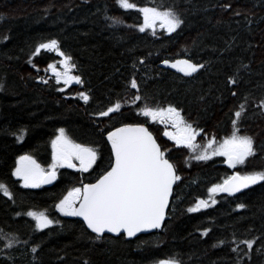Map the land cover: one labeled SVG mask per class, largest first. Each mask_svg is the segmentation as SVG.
<instances>
[{
    "label": "trees",
    "instance_id": "1",
    "mask_svg": "<svg viewBox=\"0 0 264 264\" xmlns=\"http://www.w3.org/2000/svg\"><path fill=\"white\" fill-rule=\"evenodd\" d=\"M131 2L171 11L182 23L172 33L141 32L143 14L117 0H0V183L11 189L0 195V264H264V181L189 211L234 174L264 172V0ZM52 40L81 83L57 82L49 70L59 69L57 51L36 53ZM183 59L199 70L188 76L165 63ZM117 103L118 111L100 115ZM168 107L201 132L202 144L230 135L240 111V132L252 138L254 155L236 169L222 156L194 162L142 114ZM136 124L152 132L180 177L168 217L162 230L135 239L99 236L57 206L111 171L107 135ZM60 129L97 148L98 162L90 171L62 168L51 187H23L15 176L19 158L50 165ZM32 211L52 224L39 228Z\"/></svg>",
    "mask_w": 264,
    "mask_h": 264
},
{
    "label": "snow or ice",
    "instance_id": "2",
    "mask_svg": "<svg viewBox=\"0 0 264 264\" xmlns=\"http://www.w3.org/2000/svg\"><path fill=\"white\" fill-rule=\"evenodd\" d=\"M117 3L124 9H137L143 14L144 23L139 29L141 32L147 28L154 29L157 21L160 22V27L165 28L168 32L175 31L182 23L171 11H161L155 7L137 8V5L131 0H117ZM42 49L57 51L59 55L64 57L61 63H63L66 71L63 74L57 71L54 64L49 65V69L57 77V82L63 77L65 84L72 81L81 83L79 77L68 74L74 65L69 64L71 57L65 56L63 52L59 51L56 40L39 45L36 53L39 54ZM178 65L184 66L180 70L186 75H191L198 70L197 65L187 60L177 61L171 66L175 68ZM131 87L137 88L135 80L131 82ZM83 99L87 101L88 97L83 96ZM120 107V104L117 103L100 115L107 116L111 112L118 111ZM142 114L150 117L153 121L159 119L161 123L171 122L173 127L178 129L177 133L165 131L164 135L176 140L177 144L183 143L187 147H194L192 141L195 139L196 133L192 130L191 125L184 124L180 113L175 108L168 107L156 110L145 108L142 110ZM241 115L240 111L235 113L237 119ZM237 132L238 129L213 151L214 155L226 156L231 167L244 164L248 157L254 155L252 138L237 135ZM108 139L111 141L115 155V163L111 171L107 172L97 183L85 185L83 191L76 188L70 192L58 205L60 211L66 215L82 216L88 227L96 233H103L105 230L119 233L123 230L131 237L147 229L159 228L164 219V210L167 207L172 184L180 177L175 175L173 165L165 159L160 146L146 127H122L109 133ZM213 143L215 141H210L208 148H211ZM53 148L56 150L55 159L60 166L75 167L72 163L73 158H75L79 160L81 170L87 171L96 159V153L93 149L73 144L65 136L63 129L60 130L57 139L53 141ZM208 158L207 155L196 157L200 160ZM25 160H30V158H21V161ZM31 164L33 165L31 168L20 167L16 169L15 174L23 178L25 187H39L41 183H50L55 179L54 170L45 175L39 165H35L34 161H31ZM260 181H264V172L243 176L237 174L226 180L223 185L213 187L210 192H238L242 188H247ZM0 191L4 195L10 196L7 187L3 184H0ZM77 200L80 201L79 208L74 207ZM202 206L207 207V201H199L196 207L190 208L189 211H198ZM28 215L37 219L38 227L41 229L52 223L43 213L37 215L30 212ZM247 243L248 247L251 248L252 243Z\"/></svg>",
    "mask_w": 264,
    "mask_h": 264
},
{
    "label": "rangeland",
    "instance_id": "3",
    "mask_svg": "<svg viewBox=\"0 0 264 264\" xmlns=\"http://www.w3.org/2000/svg\"><path fill=\"white\" fill-rule=\"evenodd\" d=\"M158 10H160V9H158ZM161 11H164V10H161ZM143 23H144V20H143ZM141 26H142V25H141ZM141 26H140V27H141ZM163 29H164L165 31H167L165 28L160 27V22L157 21V23H156L154 29H153V28H147V29H145L144 31L153 32V33H158L160 30H163ZM177 29H178V28H177ZM177 29H176V30H177ZM176 30H175V31H176ZM167 32H168V31H167ZM173 32H174V31H173ZM168 33H172V32H168ZM63 59H64V57L61 59V61H62ZM61 61H60V64H59V69L57 68V66H56V69H57L58 72H60L61 74H63V73L66 71V69H65L63 63H61ZM69 64L72 65V64L70 63V61H69ZM49 70H50V69H49ZM50 71H51V70H50ZM51 74H52V71H51ZM68 74H69L70 76H74V74H73V68H72V67H71V70L69 71ZM53 75H54V74H53ZM74 77H75V76H74ZM62 78H63V77H62ZM63 80H64V78H63ZM71 84H76V82H75V81H72V82L68 83L67 85H71ZM180 116H181V118L183 119L184 124L191 125L192 130H194V132L196 133V135H195V139L192 141L194 147H187V146H185V144H183V143L178 144V145L181 146V147H185V148H188V149H189L190 153H192V160H193L194 162L206 161V160L213 159V158H215V157L221 156V155H214V154H213V151H214L216 148H218L219 145L222 144V143L224 142V140L229 139V138L232 136L233 132L236 131L237 129H238L237 135H240V136H248V135L242 134V133L240 132V126H239V119H240V118H239V119H237V120L235 121V125H234V127H233V129H232L233 131H232V133H231L230 135H228L227 137L223 138L222 140H218V141H217V140H215V139H210V140H208L207 142H204V143L202 144V143H200V142L198 141V139H199V137H200V135H201V132L198 131V130H196L192 124H190L189 122H187V121L184 119V117L181 115V113H180ZM181 127H183V125H181ZM60 130H61V129H60ZM60 130H59L58 134L56 135L54 141H55V140L57 139V137L60 135ZM63 130H64V133H65V136H66V137H67V138H68L73 144H78V145H81L82 147L91 148V149H93V150L95 151V153H96V159H95V162H94V163L91 165V167H89L88 170H87V171H90V170L96 165V163H97L98 160H99V152H98L97 148H94V147H91V146H87V145L79 144L78 142H76V140H74V139L71 137V135L67 132L66 129H63ZM248 137H249V136H248ZM21 139H22V138H21ZM210 141H215V143L212 144V147H211V148H208V144H209ZM253 150H254V148H253ZM55 152H56V150L53 148V160H52V163H51L50 165H46V164L42 163L41 161H39L38 159H36V158H34V157H32V156H22V157H29L30 160L21 161V158H22V157H20L19 160H18V163H17V167H16V169H17V168H20V167H23V168H31V167H33V165L31 164V161H34V162H35V165H39V168L43 170V172H44L45 175H47L49 172H51V171H53V170H54L57 174H59V171H60L62 168H65V167H67V166H66V165H65V166H60V164H59V163L56 161V159H55ZM199 155H207L209 158H208V159H203V160L196 159V157L199 156ZM222 157L225 158V160H226V164H227L229 167H231V166L229 165V163H228V158H227L226 156H222ZM248 158H249V157H248ZM248 158H247V159H248ZM246 162H247V160L245 161L244 164H237L235 167H231V168H232V169H236V168H238V167H241L242 165L245 166ZM72 163L75 165V167H68V168H73V169H74V168H80V169H81V165H80L79 160H76L75 158H73ZM54 165H55V168H53ZM15 173H16V170H15ZM238 173L241 174L242 176H243V175L253 174V173L242 174V173H240V172H238ZM15 176L21 181V184L23 185V187H25V186H24V180H23V178L17 176L16 174H15ZM260 182H261V181H260ZM258 183H259V182H258ZM256 184H257V183H256ZM219 185H221V184H219ZM252 185H254V184H252ZM41 186H42V183L40 184L39 187H25V188L36 189V188H40ZM250 186H251V185H250ZM71 192H72V191H71ZM210 193H211V192H210ZM68 194H69V193H68ZM68 194H67V196H68ZM219 194H221V192L211 193V196H209V197L206 198L207 200L204 198V200H206V201L208 202V206L213 205V204L216 203V199H217V196H218ZM67 196H66V197H67ZM66 197H65V198H66ZM65 198H64V199H65ZM64 199H63V200H64ZM201 199H203V198H199V199H197V200L194 202V204L191 206V208L196 207V205L198 204V200H201ZM63 200H62V201H63ZM213 201H215V203H213ZM60 203H61V202H60ZM60 203H59V204H60ZM59 204H58V205H59ZM76 206H77V201H76L75 204H74V207H76ZM201 209H204V208H203V207H200L199 210H201ZM57 210H58V212H59L60 214H62V215H64V216L73 217V216H71V215H66L64 212H61L58 206H57ZM31 213H36L37 215L43 213V214L47 217V215L45 214V212H34V211H32ZM29 216H30V215H29ZM31 217L34 218V219L37 221V219H36L34 216H31ZM47 218L49 219V217H47ZM49 220H50V219H49ZM37 224H38V221H37ZM51 224H52V223H51ZM51 224H50V225H51ZM154 264H179V263H178L176 260H169V259H168V260H163V261H160V262H157V263H154Z\"/></svg>",
    "mask_w": 264,
    "mask_h": 264
},
{
    "label": "water",
    "instance_id": "4",
    "mask_svg": "<svg viewBox=\"0 0 264 264\" xmlns=\"http://www.w3.org/2000/svg\"><path fill=\"white\" fill-rule=\"evenodd\" d=\"M61 56V55H60ZM61 57H63V56H61ZM183 60H186V59H183ZM179 61H181V60H179ZM187 61H189V60H187ZM177 62V61H176ZM176 62H167L166 63V65L167 66H169L170 68H172L173 70H176V71H179V72H181V73H183V74H185V72H183V71H181L180 70V68L181 67H184L183 65H178L177 67H172L171 65L172 64H175ZM190 62V61H189ZM190 63H192V62H190ZM193 64V63H192ZM198 67V66H197ZM198 70H199V67H198ZM197 70V71H198ZM196 71V72H197ZM196 72H194V73H192L191 75H194ZM53 74V73H52ZM186 75V74H185ZM190 75V76H191ZM189 76V75H188ZM130 126H132V127H135V126H143V127H146V126H144V125H130ZM125 127H128V126H125ZM147 128V127H146ZM148 129V128H147ZM117 130V129H116ZM115 130V131H116ZM148 131L152 134V132L148 129ZM109 135V134H108ZM108 135H107V140H108V142H109V144H110V146H111V149H112V144H111V141L108 139ZM152 136H153V138L155 139V141H156V143L158 144V142H157V140H156V138H155V136L152 134ZM159 145V144H158ZM160 146V145H159ZM112 152H113V149H112ZM113 157H114V162H113V166H114V163H115V155H114V152H113ZM166 159V158H165ZM169 163H171L170 161H169ZM172 164V163H171ZM112 166V167H113ZM52 172V171H51ZM50 173V172H49ZM56 173V172H55ZM237 174H239V173H236V174H234V175H237ZM106 175V174H105ZM175 175H176V172H175ZM233 175V176H234ZM239 175H241V174H239ZM104 176V175H103ZM102 176V177H103ZM102 177H100L97 181H95L94 183H90V184H87V185H91V184H95V183H97ZM57 179H58V174L56 173V176H55V179H53L50 183H42V186L43 187H51L52 185H54L55 184V182L57 181ZM229 180V179H228ZM175 183H176V181L172 184V189H171V193H170V195H169V197H168V203H167V207L165 208V210H164V219L161 221V226L159 227V228H154V229H147V230H144V231H141V232H138V233H136V235H134V236H131V237H129L128 235H127V233L125 232V231H123V230H121L119 233H114V232H108L107 230H105L103 233H96V232H94V233H96V234H98L99 236H104V235H112V236H120V235H125L128 239H135L136 237H138V236H140V235H142V234H150V233H154V232H157V231H160V230H162L163 229V227H164V223L166 222V220H167V217H168V212H169V209H170V205H171V198H172V192H173V188H174V185H175ZM224 184V183H223ZM250 187V186H249ZM248 188V187H247ZM247 188H242L240 191H238V192H233V193H229V192H222L224 195H230V196H233V195H237V194H239L240 192H242V191H244L245 189H247ZM83 191V190H82ZM201 200H204V199H201ZM201 200H199V201H201ZM199 201H198V203H199ZM204 201H206V200H204ZM208 203V202H207ZM79 205H80V201L77 203V206H76V208H79ZM203 207V206H202ZM208 207V206H207ZM207 207H203L204 209L205 208H207ZM77 218H79L81 221H83L85 224H86V226L88 227V225H87V222L84 220V218L82 217V216H76ZM89 228V227H88ZM91 231H92V229L91 228H89ZM93 232V231H92Z\"/></svg>",
    "mask_w": 264,
    "mask_h": 264
},
{
    "label": "flooded vegetation",
    "instance_id": "5",
    "mask_svg": "<svg viewBox=\"0 0 264 264\" xmlns=\"http://www.w3.org/2000/svg\"><path fill=\"white\" fill-rule=\"evenodd\" d=\"M155 122H156L157 125L162 129L163 134H164L165 131L170 132V133H177V131H178V129H177L176 127H173V124H172L171 122H168V123H161V122H159V119H157ZM167 137H168V136H167ZM171 140H173V139H171ZM173 141L176 142V140H173ZM176 143H177V142H176ZM0 184L5 185V186L7 187V189H8V191H9L10 195H11V189L7 186V184H5V183H3V182H1ZM0 195H2L4 198L9 197V196H7V195H4V193H3L2 191H0ZM78 202H79V200H77V203H78Z\"/></svg>",
    "mask_w": 264,
    "mask_h": 264
}]
</instances>
